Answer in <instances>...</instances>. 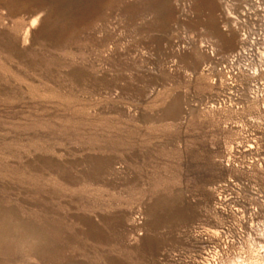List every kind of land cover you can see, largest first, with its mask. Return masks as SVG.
<instances>
[{
	"label": "rangeland",
	"instance_id": "1",
	"mask_svg": "<svg viewBox=\"0 0 264 264\" xmlns=\"http://www.w3.org/2000/svg\"><path fill=\"white\" fill-rule=\"evenodd\" d=\"M263 51L264 0H0V264H264Z\"/></svg>",
	"mask_w": 264,
	"mask_h": 264
},
{
	"label": "built area",
	"instance_id": "2",
	"mask_svg": "<svg viewBox=\"0 0 264 264\" xmlns=\"http://www.w3.org/2000/svg\"><path fill=\"white\" fill-rule=\"evenodd\" d=\"M256 36V35H255ZM257 36L256 37H252L251 38V43H256L259 39L257 38ZM259 48H257L256 50H258ZM245 56H248L249 57V55H245ZM260 58H261V60L262 61H264V51L260 54ZM249 59V58H248Z\"/></svg>",
	"mask_w": 264,
	"mask_h": 264
}]
</instances>
